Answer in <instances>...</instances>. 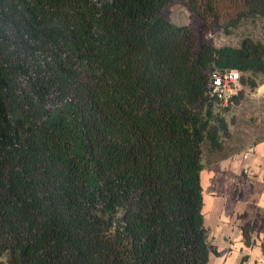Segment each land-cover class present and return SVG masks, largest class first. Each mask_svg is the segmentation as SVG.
Returning <instances> with one entry per match:
<instances>
[{
    "label": "trees",
    "instance_id": "trees-1",
    "mask_svg": "<svg viewBox=\"0 0 264 264\" xmlns=\"http://www.w3.org/2000/svg\"><path fill=\"white\" fill-rule=\"evenodd\" d=\"M173 0H0V264H210L204 153L230 137L212 68L264 78V42H199ZM229 31L264 0H183ZM260 228L246 220V245Z\"/></svg>",
    "mask_w": 264,
    "mask_h": 264
},
{
    "label": "crops",
    "instance_id": "crops-1",
    "mask_svg": "<svg viewBox=\"0 0 264 264\" xmlns=\"http://www.w3.org/2000/svg\"><path fill=\"white\" fill-rule=\"evenodd\" d=\"M200 184L209 263L264 264L262 228L252 232L249 246L241 231L246 220L256 219L264 226V141L212 162L211 169L203 167Z\"/></svg>",
    "mask_w": 264,
    "mask_h": 264
},
{
    "label": "rangeland",
    "instance_id": "rangeland-1",
    "mask_svg": "<svg viewBox=\"0 0 264 264\" xmlns=\"http://www.w3.org/2000/svg\"><path fill=\"white\" fill-rule=\"evenodd\" d=\"M163 12L171 22L193 27L201 43L236 46L245 34H250L264 42V17L248 19L229 31H223L216 27L212 20L202 21L192 15L183 0H173ZM241 86L242 92L238 101H234L224 112L229 123L230 137L224 139L222 151L213 154L204 153L203 167L205 170L211 169L212 162L238 149H245L246 146L264 141V82L252 89L242 84ZM206 214L209 213L206 212Z\"/></svg>",
    "mask_w": 264,
    "mask_h": 264
},
{
    "label": "built area",
    "instance_id": "built-area-1",
    "mask_svg": "<svg viewBox=\"0 0 264 264\" xmlns=\"http://www.w3.org/2000/svg\"><path fill=\"white\" fill-rule=\"evenodd\" d=\"M242 89L240 71L235 68H212L209 72L207 93L226 104Z\"/></svg>",
    "mask_w": 264,
    "mask_h": 264
},
{
    "label": "bare ground",
    "instance_id": "bare-ground-1",
    "mask_svg": "<svg viewBox=\"0 0 264 264\" xmlns=\"http://www.w3.org/2000/svg\"><path fill=\"white\" fill-rule=\"evenodd\" d=\"M213 211V210H212Z\"/></svg>",
    "mask_w": 264,
    "mask_h": 264
}]
</instances>
